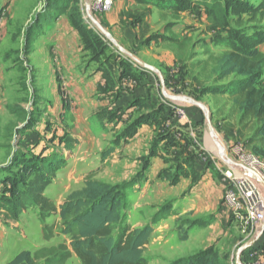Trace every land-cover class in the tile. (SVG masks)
Wrapping results in <instances>:
<instances>
[{"label": "crops", "instance_id": "0c3cea01", "mask_svg": "<svg viewBox=\"0 0 264 264\" xmlns=\"http://www.w3.org/2000/svg\"><path fill=\"white\" fill-rule=\"evenodd\" d=\"M155 6L138 0H111L110 9L101 20L111 32L113 40L109 39L124 54L114 61L102 60L101 53L95 58L97 55L89 51L84 36L70 18L56 19L53 33L38 39L34 53L38 52V56L49 60L52 55L56 56L52 66L56 72L59 70L61 87L62 81L65 84V89H60L58 83L53 90L46 92L50 104L48 110L42 111V117L53 123L68 124V129L60 125L55 134L44 130L40 140L53 139L50 146H58L43 149L40 153L32 150L31 153L41 159L56 155L67 159V168L58 172L45 193L55 202L58 212L68 196L84 189L89 179L111 186L132 183L128 196L132 203L138 200V228L150 224L157 215L162 218L154 226L151 240L157 234L156 242L168 245L171 238L180 235L196 242L194 248L197 252L215 248L224 255L221 236L237 241L241 223L222 204L223 178L220 179L214 168L208 165L206 154L191 145L195 144L194 131L200 127L204 113L199 105H189V101L201 99L195 98L196 101L184 96V92L178 89L179 86L182 89L193 86L199 90L189 77L190 66L206 59L210 49L204 44L202 54L191 52L187 30L191 26L181 19L187 14L181 16L180 13L169 21ZM196 13L199 15L198 10ZM88 30L94 31L90 27ZM173 39L187 42L185 56L180 53L186 60L183 64ZM140 42L146 43L138 45ZM136 56L157 71L141 66L138 63L141 60ZM0 57H5L3 50H0ZM84 57H87L86 63ZM61 72L65 74L64 79ZM162 75L166 86L162 83ZM0 88L2 90V85ZM164 89H167L165 93ZM219 97H210V100L216 105ZM12 107L1 105L0 111H9ZM28 107L19 109L23 111L22 116L27 117L24 121L27 124L34 112H29ZM179 109L185 110L184 118L178 116ZM209 133L217 143L212 126ZM67 134L71 144L76 141L72 150L66 145ZM196 144L200 146L199 142ZM217 160L221 167L225 165L222 159ZM214 164L216 166L217 161ZM149 209L150 215L147 214ZM132 216H129L128 223L133 226ZM56 217L60 221L59 216ZM143 217L146 221L141 224L140 219L145 220ZM177 222L179 226L175 228ZM18 227L12 223L9 232H15ZM0 231L7 232L1 221ZM250 233L254 234V239L249 246L264 251V224H253ZM145 258L152 264L149 258ZM3 260L0 259V264H8L12 259H6L5 263Z\"/></svg>", "mask_w": 264, "mask_h": 264}, {"label": "rangeland", "instance_id": "374dc122", "mask_svg": "<svg viewBox=\"0 0 264 264\" xmlns=\"http://www.w3.org/2000/svg\"><path fill=\"white\" fill-rule=\"evenodd\" d=\"M67 1L68 0H0V50H3L5 55V57H0V69L3 71V73L0 74V85H2V90L0 88V106L7 104L9 106L13 105L12 109L9 111L5 109L0 111V197H12L11 192L20 182L22 183L24 181L22 177L23 170L26 169L27 166L29 167L31 165V167H33V165L43 162L42 160L44 159H41V156H36L31 153L32 150L40 153L43 149H53V146H58V144L50 146L52 141H54L53 139L51 141L44 139L40 140V136H42L41 134L44 130L48 131V133L55 134L61 128L60 125L68 129V124L53 123L42 117V111L44 110L45 112L48 110L50 104V96L46 95V92H48V90H53L55 84L59 83V70L56 72L52 66V62L56 61V56L52 55V59L49 60L47 57L38 56V52L36 54L34 53L38 48V39L53 33L56 24L55 20L58 19L56 15L62 11L64 5H61ZM184 1L185 0H167L164 4H159L155 7H158L156 10L160 8L161 14L163 13L169 21H173L180 13L181 16L187 14L184 15V17L182 16L181 19L190 23L189 26H191L190 29H187L189 30L188 37H190L189 39L191 41V52L193 50L197 52L196 54H202V47L205 44L207 48L210 49L209 54H211V56L219 57L237 46L251 48V42L254 41L255 43V41H258L264 35L263 10H260V8L264 6V0H194L187 12L173 10L174 8L176 9V7L182 8L181 2ZM206 3L217 4L221 6L222 9L218 7L217 12H211L205 7ZM147 5L154 4L150 3ZM71 6L78 8V11L74 12L76 20L78 22H84L87 30L89 27L94 30V35H91V33H88L90 31L85 29L86 33L84 38L86 43H88L89 51L95 55L101 53L102 60L106 62H110V60L114 61L115 58H121L120 55H124L119 47L99 29L98 25L93 24L88 15L84 0H74ZM109 9L103 12H97L92 5L90 14L92 15L91 17L98 22L97 24H100L105 31L111 34V32L105 28L101 20V16H104ZM197 10L199 11V15L196 13ZM256 10H258V15H254ZM224 14H227V17L220 22H225L227 28L219 29L218 32H215L212 30V21H215L214 18L220 20ZM198 16L199 19L196 20ZM61 17L72 19L70 13L62 15ZM214 37L215 39L212 40ZM221 39H223V41H221ZM102 40H104L105 43ZM259 49L264 53V43L260 45ZM31 53L32 56L30 57ZM191 54L193 55V53ZM99 56L97 55L95 58ZM86 58L87 57L82 58L85 59L84 63L87 62ZM137 59L144 62L140 57H137ZM133 63L137 64L135 61H133ZM214 65L215 63L210 61L202 71L198 69L196 71L197 74L195 73L205 85L216 84L217 75L214 73ZM202 72H205V74H202ZM61 74L62 79H64V72H61ZM161 79L162 83L166 86L164 75H162ZM230 80L232 79L224 81L223 84ZM58 87L60 89H65L64 82L62 81V87L61 83L58 84ZM188 87L189 88L182 89L181 86H179L178 89L184 92V96L192 99H201L199 101L195 100L203 106L200 107L203 109L202 111L204 113L202 115L200 127L194 131L196 140L193 142L195 144L199 142L200 146L197 147V144L195 145L193 143L191 145L197 148L201 153L203 152L206 154L208 165L214 168L221 179V177L223 178L221 170L223 168H228L230 164L233 165L234 161L238 160V154L240 152L243 150L250 152V150L248 151L242 144L235 142L222 131V128L228 127L237 120V115L232 114V99L229 92H227L220 96L216 101V105H214V101H211L209 96H202L200 90L193 89V86ZM7 89L8 91L6 92ZM35 93L36 96L34 95ZM193 103L195 102L189 101V105H193ZM28 105L30 107H28L27 110H29V112L34 111L33 113L31 112L33 116L29 124L24 123L27 117L22 116L23 111L21 112L19 110L22 109V107L26 108ZM231 115L232 117H230ZM209 116L212 124L211 126L215 130L217 143H215V139H213L209 133L210 128L207 125ZM28 130L30 132L26 133ZM39 130H41V132ZM64 132L66 133L65 129ZM29 155V159L36 158V161H31L33 159L29 160L27 158ZM226 157L228 159L227 161L225 160ZM218 158L223 160V163H225L224 166H220V162L217 160ZM47 160L49 159H45V161ZM216 161L217 165L215 166L214 163ZM67 166L68 162L64 169H66ZM127 184L130 183H120L113 186L122 187ZM128 190L124 193L126 196L125 200L130 203V209L127 212L128 218L133 214L132 222L135 224L133 228H138V200L133 201V203L130 202ZM224 196L225 190L223 199ZM36 212V209H27L19 216L18 221H14L12 219H7L4 216L5 211L0 210L2 214L0 215V221L5 225L8 232L5 231L6 233H3V231H0V259H4L3 263L9 258L13 260L19 253L25 250L35 252L43 247L58 245L60 243L70 245L68 237L60 233V221L58 217L54 216L48 218L44 223L39 219V214H36ZM151 213L149 209L147 214L150 215ZM233 216L241 223L240 226H238L239 232L236 236L238 239L234 241V238L230 239L228 236H221L222 245L221 243L220 245L226 253L221 255L220 251H217L221 261L225 264H264V251L253 250L251 246H249V244L253 243L252 241L254 239V234L250 233L252 226L246 228L244 222L240 221L241 219L238 216ZM143 218L145 220L140 219L139 223L144 224L146 217ZM178 222L172 225L177 228V226H179ZM12 223L14 225H19L18 228L14 229L15 232L13 233L9 232L11 231ZM45 226L48 228L54 227V237L51 241H47L44 237V235L46 236V233H44ZM49 231L50 229H48V232ZM232 235L235 236L234 234ZM157 239L158 236L155 234L144 252L145 256L152 261V264H172L179 260L178 257H180V259L188 258L190 257L188 256L189 254L195 255L194 253L197 252V249L194 248L196 242L193 243L185 237L181 238L180 235L171 238L172 241L168 245L157 243ZM68 264L81 263L74 257Z\"/></svg>", "mask_w": 264, "mask_h": 264}, {"label": "trees", "instance_id": "16d2710c", "mask_svg": "<svg viewBox=\"0 0 264 264\" xmlns=\"http://www.w3.org/2000/svg\"><path fill=\"white\" fill-rule=\"evenodd\" d=\"M73 1L68 0L62 4L61 6L64 5L62 11L56 15V18L70 13L76 27L85 36L86 25L76 20L74 12L78 11V8L71 6ZM166 1L138 0L139 3L156 5L164 4ZM193 1L185 0L181 2L183 9L176 7L173 10L187 12ZM205 7L211 12H217L218 7L221 8L217 4L207 3ZM260 10H263L264 18V6ZM254 13L258 15V10ZM226 17L227 14H224L220 20L214 18L212 30L218 32L219 29L227 28L225 22H220ZM88 33L93 35L91 31ZM172 42L178 48V53H184L185 56L188 49L187 42L176 39ZM143 43L146 42H140L138 45ZM251 43V48L237 46L219 57L211 56L207 52L208 58L190 66L189 77L199 88L202 96L216 97L229 92L233 105L232 114L237 115V120L228 127L222 128V131L235 142L242 144L248 151L264 158V53L259 49L264 43V35L255 43L254 41ZM180 59L181 64L186 62L181 58V54ZM210 61L215 63L214 73L217 75L215 85H205L195 75L198 69L202 71ZM228 79L232 80L223 84ZM71 143L67 134L66 145L70 150L76 141ZM30 159L36 161V158ZM47 159L49 160L44 159L43 162L33 167L27 166L23 170L24 181L11 192L12 197H0V210L5 211L4 216L7 219L14 221H18L19 216L31 208L38 211L39 219L44 223L48 218L58 215L60 233L68 237L70 245L60 243L43 247L35 252L23 251L8 264H68L74 257L81 264H149L144 256L145 248L150 243L154 226L162 218L157 215L150 224L142 228H133L128 223L127 212L130 209V203L125 200L124 193L132 187V183L116 187L89 179L84 189L68 196L58 212L55 202L45 193L58 172L66 167L67 159L58 155ZM53 228L44 227V233H46L44 237L47 241H51L54 237ZM48 229H50L49 232ZM172 264L224 263L215 248H210L188 258L179 259Z\"/></svg>", "mask_w": 264, "mask_h": 264}, {"label": "built area", "instance_id": "2783aa9c", "mask_svg": "<svg viewBox=\"0 0 264 264\" xmlns=\"http://www.w3.org/2000/svg\"><path fill=\"white\" fill-rule=\"evenodd\" d=\"M111 0H95L97 12L108 10ZM178 116L185 117V110L179 109ZM225 182L223 205L232 215L238 216L245 227L264 224V158L242 151L238 160L221 170Z\"/></svg>", "mask_w": 264, "mask_h": 264}, {"label": "water", "instance_id": "95a60500", "mask_svg": "<svg viewBox=\"0 0 264 264\" xmlns=\"http://www.w3.org/2000/svg\"><path fill=\"white\" fill-rule=\"evenodd\" d=\"M84 1H85V3H86V9H87V12L90 14V12H91V8H92V5L94 4L95 0H84ZM90 18H92L91 15H90ZM92 21H93L94 24L98 25L99 29H100L103 33H105L106 36H107L108 38H110V39L113 40L112 36H111L108 32H106V31L102 28V26H101L100 24H97L95 20H92ZM138 63H139L141 66H143L144 68L148 69V70H151V71H157L155 68L150 67V66L144 64V63L141 62V61H138ZM165 92H166V89H164V93H165ZM195 103H196L197 105L203 107L201 104H199V103H197V102H195ZM207 125L209 126V128H210L211 125H212V124H211V120H210V116H209V118H208V124H207Z\"/></svg>", "mask_w": 264, "mask_h": 264}]
</instances>
